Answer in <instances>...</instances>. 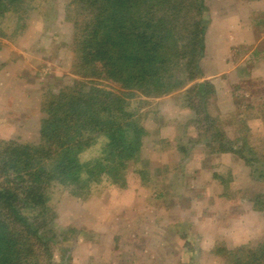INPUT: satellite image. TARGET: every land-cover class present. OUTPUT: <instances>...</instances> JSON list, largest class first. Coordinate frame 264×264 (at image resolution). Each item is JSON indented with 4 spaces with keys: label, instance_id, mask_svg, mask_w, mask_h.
<instances>
[{
    "label": "rangeland",
    "instance_id": "1",
    "mask_svg": "<svg viewBox=\"0 0 264 264\" xmlns=\"http://www.w3.org/2000/svg\"><path fill=\"white\" fill-rule=\"evenodd\" d=\"M233 1L201 0L207 25L219 20L234 23V11L243 10L236 5L233 10ZM247 1L259 6L251 7L249 15L253 26L249 35L257 37L264 34V23H254L264 18V0ZM67 2L35 0L30 11L21 7L17 13L0 17V62L15 56L22 74L14 80L16 84L9 81V72L3 80L0 77V92L5 84L6 93L0 100V140L38 142L44 100L73 86L78 78L71 72L74 56L68 45L73 31ZM15 14L21 19H15ZM261 42L264 50V39ZM218 60L213 58L216 67L221 63ZM205 82L196 79L158 98L130 100L129 107L141 119L147 137L139 160L125 168L122 185L102 180L87 193L75 196L72 191L79 193L75 187L49 184L45 202L54 235L52 264H224L213 252L215 248L253 245L264 238V213L254 210L252 204L255 194L264 193V85H235L231 94L223 89L217 96ZM200 83V90L192 89ZM243 92L246 96H241ZM177 106L189 109L178 110ZM206 116L215 120L214 129L207 128ZM243 142L241 155L250 159L249 163L238 153L209 156L221 143L237 150ZM98 143L82 153L81 159L99 155ZM159 153L166 158H159ZM198 160L206 167L202 172L175 175L177 186L181 184L179 191L191 196L190 208L187 201L174 208L167 198V202L155 198L164 189L161 180L166 173L159 170L165 162L193 166ZM184 182H192V189L185 190ZM144 183L150 191L143 188ZM165 205L173 207L166 215L162 210ZM185 239L190 246L184 244Z\"/></svg>",
    "mask_w": 264,
    "mask_h": 264
},
{
    "label": "trees",
    "instance_id": "2",
    "mask_svg": "<svg viewBox=\"0 0 264 264\" xmlns=\"http://www.w3.org/2000/svg\"><path fill=\"white\" fill-rule=\"evenodd\" d=\"M33 1L0 0V17L17 13L21 7L30 11ZM200 3L68 0L73 31L68 45L74 56L71 72L80 79L44 100L38 142L0 140V264H52L54 235L45 202L51 182L79 189L78 194L72 191L75 196L102 180L124 183L125 168L139 160L147 133L130 109V100L178 91L201 74L207 23ZM202 84L192 89L200 90ZM214 125L215 120L209 118L207 128L214 129ZM98 141L99 155L82 160L81 154ZM244 144L237 151L221 143L214 151L238 153L249 163L241 155ZM252 204L264 213V193L255 194ZM184 244L191 242L185 239ZM213 252L224 264H264V238L253 245Z\"/></svg>",
    "mask_w": 264,
    "mask_h": 264
},
{
    "label": "crops",
    "instance_id": "3",
    "mask_svg": "<svg viewBox=\"0 0 264 264\" xmlns=\"http://www.w3.org/2000/svg\"><path fill=\"white\" fill-rule=\"evenodd\" d=\"M244 0H235L232 4L233 10L236 6L243 10V12L239 10L234 11L235 22L231 24H226L224 20L212 21L206 26L205 34H204V48L203 55L199 60V66L201 74L197 77V81H208L210 84L211 92L218 96L219 93L226 89L231 94V88L233 86L241 87L243 84L248 83H262L264 85V50L260 44H263L261 41L264 39V34L260 33L259 36L254 37V35H249L252 32L253 26L249 25V22L252 21L250 15L251 7H259L258 3H254ZM255 4V6H254ZM236 5V6H235ZM230 6V5H229ZM228 6V7H229ZM257 9V8H255ZM264 11V8H261ZM224 11V10H223ZM249 11V12H248ZM244 12H248L247 15ZM220 13V12H219ZM217 14V13H216ZM222 17H226V15L222 12ZM223 18V19H224ZM256 25H262L264 23V18L259 22H254ZM246 45V46H245ZM221 46V47H220ZM220 50V51H219ZM211 53V56L208 54ZM3 55V52L0 51V56ZM236 55V56H233ZM217 56L219 60L217 62H221L220 66L215 65L213 62V58ZM233 56V57H232ZM18 59L15 56L8 60L2 59L0 64L3 66L0 67V77L5 78V73L9 72L8 79L12 82V84H16L14 80L22 77L21 72L18 70ZM209 65H213L212 68ZM1 66V65H0ZM208 67V68H207ZM19 71V72H18ZM195 79V80H196ZM193 80L192 82H194ZM3 83V82H2ZM8 84V83H7ZM5 84L1 85V95L0 100L5 98ZM38 91V90H37ZM37 91L33 92V95L37 94ZM215 92V93H214ZM233 94V92H232ZM246 94L243 92L241 96ZM19 99V98H18ZM16 101V100H15ZM189 109L188 107H179L178 110ZM147 132V130H146ZM147 137V133L146 136ZM157 138V137H156ZM158 139V138H157ZM165 142L171 143L173 140L171 138H163ZM157 141V140H155ZM191 142V141H189ZM213 155H219L224 157L229 153H211ZM159 158H166V155H162L159 153L157 155ZM140 158V157H139ZM182 160V159H181ZM163 166L160 168L159 173L164 171L166 173V178L161 180V193H156L155 198L160 202H172L175 206L174 208L179 207V202H186V206L190 208L191 199L188 194H183L180 192L181 184L179 187L177 186V180L175 175L178 173H183L184 171L195 175L198 172H202L205 170V165L201 161H197V163L193 164H184V162L174 161V162H165ZM209 168V167H208ZM146 173V172H145ZM141 182V181H140ZM142 185V184H141ZM192 182H184L183 187L185 190L189 191L192 189ZM143 188L146 190H151L148 188V184L144 183ZM174 187H177L175 189ZM167 198V199H166ZM155 200V202L157 201ZM166 208H170L165 205ZM173 207L170 209L163 208V213L169 214L168 210H173ZM189 211V210H188ZM169 212V213H168ZM160 213V212H159ZM159 215V214H158ZM191 214H189L190 217ZM149 220V219H148ZM152 220V219H151ZM143 221V219H142ZM145 223V222H144Z\"/></svg>",
    "mask_w": 264,
    "mask_h": 264
}]
</instances>
